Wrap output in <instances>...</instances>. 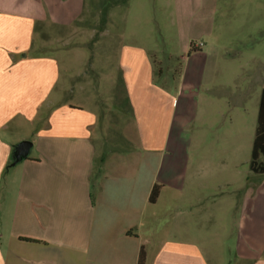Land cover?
<instances>
[{"label":"crops","instance_id":"0c3cea01","mask_svg":"<svg viewBox=\"0 0 264 264\" xmlns=\"http://www.w3.org/2000/svg\"><path fill=\"white\" fill-rule=\"evenodd\" d=\"M82 10V0H0V264H138L141 248L145 264H264V180L251 181L264 173L225 182L234 196L222 219L225 183L187 181L191 122L178 131L174 123L188 98L156 84L146 48L117 55L135 131L120 135L129 149L105 150L98 99L75 101L81 75L64 74L49 54ZM184 72L181 87L196 92L195 72ZM22 141L31 155L9 167ZM207 223L217 234L210 242Z\"/></svg>","mask_w":264,"mask_h":264},{"label":"rangeland","instance_id":"374dc122","mask_svg":"<svg viewBox=\"0 0 264 264\" xmlns=\"http://www.w3.org/2000/svg\"><path fill=\"white\" fill-rule=\"evenodd\" d=\"M82 3L80 21L56 38L52 47L55 49L49 54L56 56L58 68L64 74L72 71L81 75L74 84L75 101H86L88 95L98 99L103 124L110 127L105 132V150L108 152L112 146L122 150L131 147L120 139L121 134H133L135 122L117 55L124 47H143L157 61L156 84L176 97L181 96L180 99L183 94L188 98V112L182 121V115L177 116L174 123L178 131L185 120L191 122L188 139L191 170L187 181L202 184L249 181L264 88V0H128L127 3L82 0ZM47 25L49 29L55 27L54 23ZM187 69L195 72L197 98L193 87L188 88V93L181 87ZM85 72L91 76L92 88L84 90ZM188 79L189 76L186 82ZM261 161L264 163V157ZM262 180L264 176L251 181ZM202 190L205 189L197 187V194ZM232 190L234 186L225 183L217 191L224 220ZM208 204L205 202V206ZM206 226L202 232L210 242L217 234L212 223ZM224 252L230 254V250Z\"/></svg>","mask_w":264,"mask_h":264},{"label":"trees","instance_id":"16d2710c","mask_svg":"<svg viewBox=\"0 0 264 264\" xmlns=\"http://www.w3.org/2000/svg\"><path fill=\"white\" fill-rule=\"evenodd\" d=\"M127 3L128 0H124ZM192 51H196V49H191ZM264 157V89L261 92L258 118H257V128L255 132V137L253 141L252 153H251V163L250 168L255 173H264V163L261 161V158ZM15 163L14 153L11 157L10 166H13ZM161 187L156 185L153 188V191L150 196V202L154 203L159 197ZM146 262V252L144 248H141L139 255L138 264H145Z\"/></svg>","mask_w":264,"mask_h":264},{"label":"water","instance_id":"95a60500","mask_svg":"<svg viewBox=\"0 0 264 264\" xmlns=\"http://www.w3.org/2000/svg\"><path fill=\"white\" fill-rule=\"evenodd\" d=\"M32 142L30 141H22L15 147L14 156H15V163H20L23 160L27 159L32 150Z\"/></svg>","mask_w":264,"mask_h":264}]
</instances>
